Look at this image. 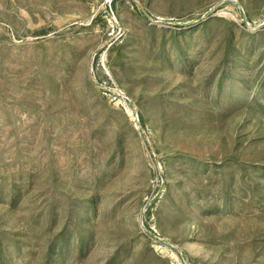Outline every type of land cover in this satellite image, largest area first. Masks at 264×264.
Returning <instances> with one entry per match:
<instances>
[{"label":"rangeland","instance_id":"374dc122","mask_svg":"<svg viewBox=\"0 0 264 264\" xmlns=\"http://www.w3.org/2000/svg\"><path fill=\"white\" fill-rule=\"evenodd\" d=\"M0 264H264V0H0Z\"/></svg>","mask_w":264,"mask_h":264}]
</instances>
